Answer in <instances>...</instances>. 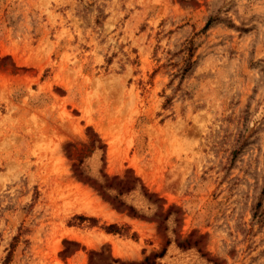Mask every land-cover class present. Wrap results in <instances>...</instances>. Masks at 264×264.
<instances>
[{
	"label": "rangeland",
	"instance_id": "374dc122",
	"mask_svg": "<svg viewBox=\"0 0 264 264\" xmlns=\"http://www.w3.org/2000/svg\"><path fill=\"white\" fill-rule=\"evenodd\" d=\"M163 248L264 264V0H0V264Z\"/></svg>",
	"mask_w": 264,
	"mask_h": 264
},
{
	"label": "trees",
	"instance_id": "16d2710c",
	"mask_svg": "<svg viewBox=\"0 0 264 264\" xmlns=\"http://www.w3.org/2000/svg\"><path fill=\"white\" fill-rule=\"evenodd\" d=\"M82 171V170H81ZM146 193V191H145ZM119 204H124V206L129 210L131 211L133 214H137L138 216H142V217H145V214L143 213H139L136 208L131 205V204H126L125 202H123L122 200L119 201ZM79 217L81 219H84V218H87V216L85 215H79ZM90 219H92L93 221L96 220L95 217H90ZM104 228L107 230V231H120L122 230L123 228L126 229V227H123V226H119L118 224L116 223H109L107 225L104 226ZM133 234H135V232H133ZM178 244L179 245H182V246H188L189 245V241L188 239H180V240H177ZM200 249V248H199ZM166 251V248H163L161 251L159 252H155L153 253L152 255H146L144 260L142 261H139V262H131L130 264H156L157 263V258L162 256ZM114 261H118L117 258H113ZM123 263V261H120ZM6 264V263H4ZM108 264H112V263H108Z\"/></svg>",
	"mask_w": 264,
	"mask_h": 264
}]
</instances>
